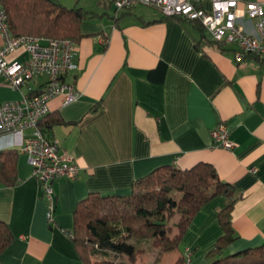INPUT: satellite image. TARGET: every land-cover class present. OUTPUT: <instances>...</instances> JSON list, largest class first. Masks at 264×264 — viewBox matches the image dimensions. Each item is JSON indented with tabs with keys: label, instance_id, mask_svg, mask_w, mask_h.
Instances as JSON below:
<instances>
[{
	"label": "crops",
	"instance_id": "crops-1",
	"mask_svg": "<svg viewBox=\"0 0 264 264\" xmlns=\"http://www.w3.org/2000/svg\"><path fill=\"white\" fill-rule=\"evenodd\" d=\"M60 1L96 12L82 25L77 66L65 75L81 96L67 104L62 95L49 101L51 117L62 118L50 137L80 171L76 179L53 182L57 200L50 220L47 198L21 150L33 128L0 133V150L18 151V181L0 180V219L14 235L1 263L83 264L65 231L74 224L80 200L92 191L127 193L134 178L161 165L189 167L199 161L212 163L216 177L240 194L232 209L236 238L225 253L263 243L264 64L255 57L238 61L235 44L221 48L206 28L164 16L153 6L116 11L113 0ZM200 5L210 9L211 0ZM3 40L0 31V44ZM15 56L23 57V51L10 54ZM45 79L14 88L0 74V103L22 98L29 85L37 88ZM221 122L231 149L214 143L212 130ZM227 200L219 194L206 201L181 246L161 252L162 264H172L183 251L188 264H210L207 252L224 232L218 212Z\"/></svg>",
	"mask_w": 264,
	"mask_h": 264
},
{
	"label": "trees",
	"instance_id": "trees-1",
	"mask_svg": "<svg viewBox=\"0 0 264 264\" xmlns=\"http://www.w3.org/2000/svg\"><path fill=\"white\" fill-rule=\"evenodd\" d=\"M1 1L14 36L34 35L77 43L83 36V23L96 13L77 4L64 5L60 0ZM176 17L205 29L196 19ZM203 37L206 38L205 34ZM210 40L225 47L222 41ZM247 57H255L264 64V56L260 54L246 52L243 58ZM45 77L44 83L33 88L32 93L42 89ZM61 121V117L52 118L49 111L39 120L38 126L51 138L53 124ZM17 152L15 148L0 150V180L7 185L18 181L14 171ZM219 194H226L228 199L218 212L224 232L207 252L210 264H264V242L225 253L227 245L236 238L232 209L240 194L229 182L216 177L215 167L208 161H199L189 167L176 163L158 166L134 178L127 193L92 191L79 201L74 224L65 231L72 238L83 264H119L117 259L121 256L133 264L146 251L144 243L160 251L179 248L202 205ZM13 238L8 224L0 219V254ZM174 264H188L184 251Z\"/></svg>",
	"mask_w": 264,
	"mask_h": 264
},
{
	"label": "built area",
	"instance_id": "built-area-1",
	"mask_svg": "<svg viewBox=\"0 0 264 264\" xmlns=\"http://www.w3.org/2000/svg\"><path fill=\"white\" fill-rule=\"evenodd\" d=\"M202 0H113L116 11L138 4L153 6L162 14L198 20L213 36L223 43L235 44V57L242 60L246 52L264 56V0H211L210 9L200 5ZM0 74L11 86L24 84L45 74L47 80L42 89L32 93V87L20 99L0 103V133L16 132L32 127L25 136L21 150L27 154L33 175L39 180L42 193L48 201V218L52 219L57 196L53 182L57 179H76L80 166L72 155L62 151L56 140L46 136L38 122L50 111L49 101L57 95L63 103L73 102L81 96L74 83L65 80L66 73L77 66L75 43L70 39H44L34 35L14 36L9 29L7 13L0 0ZM16 50L23 57H10ZM225 122L213 130L214 143L233 148Z\"/></svg>",
	"mask_w": 264,
	"mask_h": 264
},
{
	"label": "rangeland",
	"instance_id": "rangeland-1",
	"mask_svg": "<svg viewBox=\"0 0 264 264\" xmlns=\"http://www.w3.org/2000/svg\"><path fill=\"white\" fill-rule=\"evenodd\" d=\"M208 33L211 34L209 31H208ZM144 244H145L144 247H145L146 251H144L142 254L139 255L138 260H137V262L139 261V263H137V264H162V260H163V259H161V252L162 251H160L157 248L150 247L147 243H144ZM110 256H113V255L111 254ZM168 260H172V259H168ZM174 260H175L174 262H170V263L174 264L178 260V258H174ZM117 262L119 264H132L128 260V258L125 256H121L120 258H118ZM133 264H136V262ZM166 264H168V263H166Z\"/></svg>",
	"mask_w": 264,
	"mask_h": 264
}]
</instances>
